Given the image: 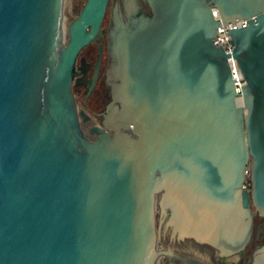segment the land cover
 <instances>
[{
	"label": "water",
	"instance_id": "1",
	"mask_svg": "<svg viewBox=\"0 0 264 264\" xmlns=\"http://www.w3.org/2000/svg\"><path fill=\"white\" fill-rule=\"evenodd\" d=\"M148 1L108 31L120 108L99 125L71 84L108 0H86L65 39L63 0H0V264H205L160 248L161 227L229 254L250 204L264 215V0ZM242 18L226 52L217 29Z\"/></svg>",
	"mask_w": 264,
	"mask_h": 264
},
{
	"label": "flooded vegetation",
	"instance_id": "2",
	"mask_svg": "<svg viewBox=\"0 0 264 264\" xmlns=\"http://www.w3.org/2000/svg\"><path fill=\"white\" fill-rule=\"evenodd\" d=\"M134 1L145 14L153 15V10L148 0H108L101 25L104 31L103 39L90 42L79 52L76 58L74 65L76 73L71 84L72 95L75 105L91 116V121L88 124L103 125L106 115L110 111L120 108V102L113 95L114 84L118 81L111 78L108 74L112 63L108 52V31L113 26L115 17L118 16L124 22H128L134 16L135 8L132 5ZM99 45H102V53L98 74L89 91L95 71ZM250 188L251 185L247 187L249 191ZM250 212L252 215L250 237L240 251L221 254L213 246L192 237L172 236L170 231L166 230L164 226L161 227L159 233L160 248L171 250L181 257L199 259L205 264H255L257 251L264 246V215L259 213L252 204H250ZM159 218L160 212L158 208V211H156V224H158ZM203 254H206L207 257H204ZM158 264L194 263L183 262L164 255L159 257Z\"/></svg>",
	"mask_w": 264,
	"mask_h": 264
},
{
	"label": "built area",
	"instance_id": "3",
	"mask_svg": "<svg viewBox=\"0 0 264 264\" xmlns=\"http://www.w3.org/2000/svg\"><path fill=\"white\" fill-rule=\"evenodd\" d=\"M215 16L217 18H219L218 13L216 11H215ZM247 24H248V22H247L246 18H242L241 20H238L234 23L229 22L226 26L221 23L217 29L216 39H214V43L216 45L221 44V46L223 47V49L226 52H231L232 48H233V44L231 42V37L228 33L229 30L231 28H235V27H244ZM230 61H231V69H232L234 76L237 80L238 88L240 91V87L242 84V75H241L240 70L237 67L235 61L231 58H230ZM249 185H250V181H249V179H247L244 183V187L247 188Z\"/></svg>",
	"mask_w": 264,
	"mask_h": 264
},
{
	"label": "rangeland",
	"instance_id": "4",
	"mask_svg": "<svg viewBox=\"0 0 264 264\" xmlns=\"http://www.w3.org/2000/svg\"><path fill=\"white\" fill-rule=\"evenodd\" d=\"M85 0H63V33L66 32L67 24L79 13Z\"/></svg>",
	"mask_w": 264,
	"mask_h": 264
},
{
	"label": "bare ground",
	"instance_id": "5",
	"mask_svg": "<svg viewBox=\"0 0 264 264\" xmlns=\"http://www.w3.org/2000/svg\"><path fill=\"white\" fill-rule=\"evenodd\" d=\"M63 34V38L65 39L67 37V33H62Z\"/></svg>",
	"mask_w": 264,
	"mask_h": 264
}]
</instances>
